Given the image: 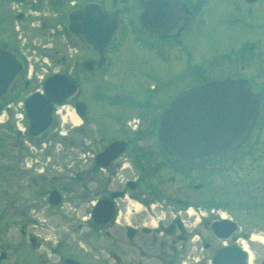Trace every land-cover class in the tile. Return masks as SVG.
Wrapping results in <instances>:
<instances>
[{
    "label": "flooded vegetation",
    "instance_id": "obj_1",
    "mask_svg": "<svg viewBox=\"0 0 264 264\" xmlns=\"http://www.w3.org/2000/svg\"><path fill=\"white\" fill-rule=\"evenodd\" d=\"M179 1L190 10L181 35L171 39L146 35L143 38L154 41L157 52L143 51L159 58V55L163 57L168 42L188 43L190 40L186 42L184 36L194 39L195 28L205 23V17L211 14L210 10L220 5L217 0ZM241 1L256 9L260 5V0L252 4ZM89 4L102 6L107 12H119L122 17L102 69L97 68L98 57L67 28L69 15ZM211 5L214 7H209ZM223 6L230 7V4ZM134 10L137 11L134 14L135 22L128 18ZM142 10L141 0H0V44L16 53L21 52L26 42L24 34H28L27 29L32 26L35 32L51 41L43 45V48L48 49L50 66H54L51 73L62 72L80 82L78 93L61 110L60 116L55 117L54 124L42 139L59 138L69 150H73L76 143H73L72 137L83 135L86 138L90 124L100 139V147L95 155L90 156L85 147V151L79 152L80 157H77L82 168H72L67 173L60 171V180L52 171L55 166L52 161L58 152L59 166L63 160L69 161L72 157L69 150L48 145L31 148L23 142L20 146L4 147L1 166V180L4 181L2 207L7 216L11 211V216L24 218L25 222L18 226L23 238L28 239L17 247L18 252L24 253L20 258L24 264H213L218 252L227 250L225 258L235 264L240 261L241 251L246 254V264H264V248L261 247V252L255 248L254 235L249 227L250 224H256L264 230V64L260 63L262 61L257 62L259 70L254 73L246 65L253 60H264L263 46L261 43L259 46L250 45L252 52L248 54L230 50L220 60L211 64L209 61L208 67L204 68L200 62L193 67V53L185 44L180 47L184 57L189 58V71L185 74L189 78L193 77L189 88L213 79L232 78L247 82L261 98L256 125L238 149L202 163L184 162L159 141L161 115L170 104L167 88L157 89L144 100L134 102L131 105L132 115L123 117V120L116 113L117 107L122 104L110 101L109 118L101 126L114 123V137H108L100 131L97 124L103 115L101 104L104 105L100 85L106 82V76L114 73V69L124 74L132 58L119 54L125 46L115 51L117 41L125 26H136ZM257 29L260 30L258 25ZM134 36L131 34V37ZM147 44L149 49L154 48L152 42L147 41ZM148 56L143 64L153 62V56ZM85 61H90L91 72L89 65L83 67ZM217 63L228 65V70L221 74L216 71L213 73ZM27 76L28 69L25 68L12 95L0 102V107L8 108L5 114H9V120L11 114L15 115L18 111L25 115L22 106L16 107L9 103L13 99L11 97L22 96L32 89L33 79L25 81ZM90 90L94 94L92 101L99 107L97 112H91L92 103L87 95ZM34 92L41 93L42 86L24 98ZM113 95L117 96L115 93ZM78 102L84 104L77 107ZM66 110L74 112L81 123L68 128L61 124L62 112L67 113ZM80 112L85 115H80ZM21 121L23 125L27 124L26 117ZM23 135L28 137V131ZM118 141L128 144L124 152L115 159L102 156L96 164V157ZM72 165L71 161L67 166L71 168ZM67 192L82 201L94 197L92 205L94 202H107L105 206L112 210L110 219H103L99 225L94 224L85 229L81 242L67 243L60 240L52 245L45 244L32 236L36 234L34 228L38 224L27 215L35 211L29 203L31 200L36 203L44 200L51 208L63 209ZM19 202L21 204L17 205ZM56 202L57 206H53ZM226 220L236 222L239 230L232 234L230 240L223 241L217 237L213 226ZM153 221L155 225H152ZM236 247L241 248V251ZM3 254L7 260V253Z\"/></svg>",
    "mask_w": 264,
    "mask_h": 264
},
{
    "label": "rangeland",
    "instance_id": "obj_2",
    "mask_svg": "<svg viewBox=\"0 0 264 264\" xmlns=\"http://www.w3.org/2000/svg\"><path fill=\"white\" fill-rule=\"evenodd\" d=\"M217 3H220V5L216 6L218 8L210 10L211 14L205 17L207 18L205 23L195 28V38L192 39L190 36H184L186 42L190 40L186 44L184 42L181 44H178L177 42H168V45L164 47L165 50L163 52V57L159 55L158 58L153 54L143 51L145 49L141 44L137 43L138 38L136 36L130 37L129 35L125 41L122 39V47L125 46V48H123L119 54L127 57L130 56L132 58L130 60V66L127 68V71L124 74L119 73L114 69V73H110V75H108L109 77L105 75L106 82H103L100 85L101 95L104 97V105L101 104L103 115L102 118L97 122L100 131L108 135V137L115 136L114 130L116 129L114 123L101 126V124L104 123L107 118H109L110 106H108V104L110 101H117L122 104V106L117 107L116 113L117 117L120 120H123V117L127 118L132 115L133 108L131 105H133L134 102L144 100L146 96H151L157 89L167 88L169 96H171L172 94L181 92L192 85L193 77L189 78L185 75L189 71L187 69L189 58L184 57V54L180 49V47H182L184 44L189 47L190 53H193L191 56L193 67L197 62H200L202 67H208L207 63L209 61L210 64L214 63L223 57L224 53L229 52L230 50L237 51L246 42H255L259 35L260 38H258V41L262 40L260 42L263 46L262 54H264V36L261 37L262 33H264V0L259 1L260 5L258 9H256V7H248L244 5L241 0H217ZM227 3L230 4V7L223 6ZM209 7L212 8L214 6L211 5ZM207 9L210 8L207 7ZM134 14H137L136 10L130 12L128 15V18H130L133 22H135ZM253 24L258 25V27H261V29L253 30L251 27ZM30 27L31 28L27 29L28 34H24V37H26L27 40L23 51L26 52L27 57L30 59L29 64L33 65L35 77L32 81V89H30L26 94L20 96L16 103L21 101V99L29 92L40 86L37 77L39 75L42 76L43 74H46V72L41 71V67L45 66V69L49 70L46 63H43L41 55H43V57L46 56V54H43L44 52H42L44 50L43 45L51 43V41L46 40L43 35L35 32L32 26ZM133 28L134 27H132V29ZM131 32L133 33L132 30ZM186 35H189V33ZM118 41H121V38H119ZM145 41L152 42L154 48L149 49V51L155 54L157 52L155 50V42L151 41L150 38H147ZM139 46H142L143 48H140ZM148 55L151 57L153 56V62L149 64H143L144 61H147L145 59L146 57H149ZM122 56L120 57L122 58ZM258 60L259 61L253 60L246 64L248 69L252 70L253 73L259 70V63L257 64V62L262 61L260 63L262 65L264 64V60ZM50 67H52L51 69L54 68V66ZM228 67V65H221L220 63H217L215 64L213 73L215 71L217 73L220 72V74L224 73L228 70ZM113 92L117 94L116 97L113 95ZM87 95L89 96L92 103L91 112H97L99 107L96 102L92 101V97H94L93 91L90 90ZM109 96H111V98H109ZM16 114L17 112H15V115L12 113L10 120L8 119L9 114L1 118L0 168L3 163L2 154L4 147L20 146L23 139L26 141V146L41 147L44 141L50 142L51 140L49 144L50 147H54L55 149L63 147V149H65L64 151L69 150L67 148V144L59 138L31 140L25 135H19L17 133V129L19 127L23 128L26 125L22 124L20 117H16ZM66 114L67 113L64 111L62 116L65 117ZM70 120L71 117H67L66 122L62 119L60 123L66 128L73 124L77 125L80 123L79 120H75L74 118L72 123H70ZM84 137L85 136L83 135H74L72 137L73 143H76L75 146L72 145L74 149L69 150L72 153V157L69 158V161L63 160L60 162V166L59 162H57L59 152L56 153L52 161L55 166L54 168H50H52V171L57 174L56 178L58 180L61 179V172L67 173L69 169L82 168L80 163L81 161L77 159V157H80L79 152L85 151V147L88 148L87 151L90 152V156L92 154L95 155V153L98 151L100 147V139L94 126L92 127L91 124L89 125V133L86 135V138ZM71 161L73 165L70 168V166L68 167L67 165ZM86 164L88 166L90 165L89 163ZM3 185L4 181L1 180L0 177V256L3 252L7 253V260L0 261V264H24L20 258L24 253L23 251L18 252L17 247L21 242L28 241L27 238H23L24 236H22L21 228L18 226L19 223L21 224L22 222H25V220L24 218L17 219V217L15 218L11 216V211L9 212L8 216L4 212L2 207V204L4 205L2 199ZM24 194L27 198V192ZM66 196V202L63 206V209L51 208L44 200L38 203L31 200L29 206L34 207L35 211L34 213H29L27 215L31 220L38 224V227L34 228L36 234H32L33 237H37L45 244H51L60 240H63L67 243H76L81 242L82 234L86 232L85 229L95 226L90 220V215L93 208L91 202L95 201L94 197L91 196L92 198L82 201L80 199H76V197L73 194L71 195L69 192L66 193ZM20 204V202L17 203V205ZM156 220H158V218H156ZM152 223V225H155L154 221ZM249 227L252 229L254 236L264 237V230H261V228L256 224H250ZM68 229L70 231H67ZM82 229L84 230L82 231ZM253 244L259 252H261L263 250L262 248H264V245L258 243L257 241H253ZM42 251L49 252L50 249H43ZM34 253H36V251ZM256 257L257 255L254 252V258ZM37 259L38 256L36 257V260Z\"/></svg>",
    "mask_w": 264,
    "mask_h": 264
},
{
    "label": "water",
    "instance_id": "obj_3",
    "mask_svg": "<svg viewBox=\"0 0 264 264\" xmlns=\"http://www.w3.org/2000/svg\"><path fill=\"white\" fill-rule=\"evenodd\" d=\"M141 3L143 12L139 21L147 32L159 38L180 35L189 13L183 4L177 0H141ZM120 22L118 12L108 13L102 6L89 4L69 16L68 29L100 57L98 67L102 68ZM87 64L88 61L84 66ZM23 69L22 59L0 46V100L13 90ZM78 89V81L66 74L49 76L43 84L44 95L35 93L25 100L29 135L42 137L54 121V105L66 104ZM260 101L259 95L254 94L242 80L218 79L181 92L162 115L159 140L179 159L190 163H201L227 154L249 136L250 128L258 117ZM126 146L125 142L112 143L97 156L96 164L102 156L115 159ZM106 203L99 202L93 209L92 220L96 225L103 219H110L112 210H108ZM213 229L217 237L228 240L238 225L223 221ZM226 253L227 250L218 252L213 264H235L225 258ZM240 253L237 264H245V253Z\"/></svg>",
    "mask_w": 264,
    "mask_h": 264
},
{
    "label": "bare ground",
    "instance_id": "obj_4",
    "mask_svg": "<svg viewBox=\"0 0 264 264\" xmlns=\"http://www.w3.org/2000/svg\"><path fill=\"white\" fill-rule=\"evenodd\" d=\"M66 111H67V110H66ZM62 113H64V111H63ZM4 116H5V115H3L2 117H4ZM2 117H1V118H2ZM67 117H71L70 122H72V121H73V118L75 119L76 115H75V114L72 115L70 112L67 111V115H66L65 117L62 118L63 121L66 122ZM1 118H0V122H1ZM75 120H76V119H75ZM253 240H254V241H257L258 243H260V244H262V245H264V237H256V236H253Z\"/></svg>",
    "mask_w": 264,
    "mask_h": 264
}]
</instances>
